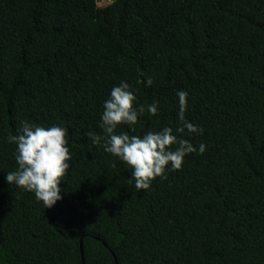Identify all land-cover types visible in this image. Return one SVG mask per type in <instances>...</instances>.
Segmentation results:
<instances>
[{"label": "trees", "instance_id": "1", "mask_svg": "<svg viewBox=\"0 0 264 264\" xmlns=\"http://www.w3.org/2000/svg\"><path fill=\"white\" fill-rule=\"evenodd\" d=\"M99 1L0 0V264H264V0ZM121 81L159 112L117 133L175 128L181 90L204 130L146 191L87 135ZM24 121L68 131L51 208L6 179Z\"/></svg>", "mask_w": 264, "mask_h": 264}, {"label": "clouds", "instance_id": "2", "mask_svg": "<svg viewBox=\"0 0 264 264\" xmlns=\"http://www.w3.org/2000/svg\"><path fill=\"white\" fill-rule=\"evenodd\" d=\"M136 83L144 81L138 79ZM153 83L152 78L146 81L147 86ZM176 95L179 123L175 128L164 126L158 131H148L143 136L130 135L129 132L117 133L118 126L123 125L135 132V125L145 114V109L153 116L159 112V101L147 106L140 104L132 85L121 81L113 87L110 98L103 104L100 127L105 135L91 131L87 133L94 145L102 146L106 153L132 169L129 182L135 181L137 191L150 189L157 178L167 179L169 170H180L185 157L197 152V146L184 137L202 135L204 130L185 118L188 93L181 90ZM67 137L68 131L62 126L45 127L24 121L16 134L8 138L10 144L16 145L15 160L18 167L8 172L7 182L34 193L37 201L42 202L46 209L53 207L62 199L59 185L66 177L69 162L72 161ZM205 150L206 146L199 144V154Z\"/></svg>", "mask_w": 264, "mask_h": 264}, {"label": "rangeland", "instance_id": "3", "mask_svg": "<svg viewBox=\"0 0 264 264\" xmlns=\"http://www.w3.org/2000/svg\"><path fill=\"white\" fill-rule=\"evenodd\" d=\"M111 3H112V0H100L99 1V6L100 7H105V6H108Z\"/></svg>", "mask_w": 264, "mask_h": 264}, {"label": "water", "instance_id": "4", "mask_svg": "<svg viewBox=\"0 0 264 264\" xmlns=\"http://www.w3.org/2000/svg\"><path fill=\"white\" fill-rule=\"evenodd\" d=\"M82 251H83V247H81Z\"/></svg>", "mask_w": 264, "mask_h": 264}]
</instances>
